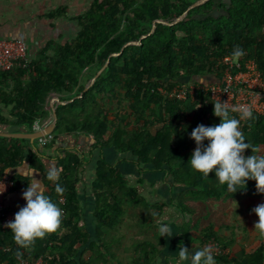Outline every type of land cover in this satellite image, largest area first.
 <instances>
[{
  "label": "trees",
  "instance_id": "obj_1",
  "mask_svg": "<svg viewBox=\"0 0 264 264\" xmlns=\"http://www.w3.org/2000/svg\"><path fill=\"white\" fill-rule=\"evenodd\" d=\"M195 1L92 0L86 10L70 17L77 25L72 39L50 40L27 66L0 73V104L11 107L12 117L4 118L0 109V123L31 132L34 121L51 116L45 103L54 93L60 101H73L56 107L52 144L61 136L83 133L93 137L90 155H95V150L99 154L93 163L92 183L97 226L95 241L89 242L90 234L79 226L82 210L77 191L80 169L87 160L65 149L55 158L59 179L50 181L42 163L46 156L35 146L27 139L0 137V177L27 161L43 175L46 194L63 209L61 227L26 248L15 242L9 229L0 226V264H17L20 256H43L49 264H113L110 241L101 239L105 231L117 229L129 207L149 212L136 215V222L143 219L141 225H152L160 217L164 205L151 203L139 194L120 167L105 156L110 151L122 154L123 161L127 160L125 155L133 157L130 162L137 167L146 164L153 171L170 175L176 185L184 187L182 198L177 200L182 212L194 214L192 204L208 207L210 202L215 206L240 198L264 197V193L257 192L253 180L234 193L219 184L214 172L205 177L190 167L188 161L196 145L189 133L199 124H219L220 118L214 115L213 103L205 102L203 92H198L199 101L194 103L172 100L159 91L161 88L170 92L176 85L188 82L215 81L220 60L232 56L235 46L244 49L242 59L255 61L264 79V0H208L173 26L157 24L140 45L127 46L118 56L111 57L93 85L84 91L86 83L111 54L149 33L155 20L172 21ZM67 11L68 7L61 5L45 16L56 20L66 17ZM114 101L118 107L110 118ZM120 101L127 104L124 114L119 113ZM240 128L250 144L245 155L256 149L264 154V117L254 116L241 122ZM12 179L13 189L27 187V179L16 174ZM57 184L63 189L60 193L55 191ZM185 197L191 200L189 205ZM60 198H64L63 203ZM201 233L203 244L212 240L228 247L235 242L234 235L220 236L211 225ZM181 237L189 240L191 236L184 232ZM87 242L90 258L75 260L78 247ZM160 243V239L155 243L140 240L134 246L137 256L132 263L154 264ZM263 244L216 260L219 264H263Z\"/></svg>",
  "mask_w": 264,
  "mask_h": 264
},
{
  "label": "crops",
  "instance_id": "obj_2",
  "mask_svg": "<svg viewBox=\"0 0 264 264\" xmlns=\"http://www.w3.org/2000/svg\"><path fill=\"white\" fill-rule=\"evenodd\" d=\"M41 1L42 0H0V38H18L25 40L29 46L30 54L33 59L45 43L50 40L62 39V36L56 28H54L53 31V21L58 19L53 20L45 16L47 12H50L52 9L61 5L57 7L52 6L49 10H47L44 8V5L48 4ZM63 5L68 7V3ZM55 96L58 95L51 93V95L47 98V100L49 99V105L47 107L45 106L51 113V116L45 119V121L49 124L52 121V109L50 107V102ZM0 109L4 118L12 120V117L9 114L11 109L10 106L5 107L0 104ZM18 132H22L18 127L0 123V133ZM35 142V148L40 151L43 156H46L43 158L42 163H44L47 171L54 168L56 165V156L59 153H63L65 149L78 153L79 155H82L85 160H87L86 163H83L84 165L80 169V180L77 184L79 204L82 210V217L79 221V226L90 234L91 238L89 242L95 241V229L97 224L94 217L95 198L92 191V183L95 179V166L93 163H95L99 154L97 153L96 158H94V154L92 156L90 155L89 150L91 144L93 143V137L83 133L61 136L55 144L50 143L44 148H38ZM110 153L109 156H111V158L123 157L122 154L118 156L119 153L115 151H112V154ZM112 155L114 156L112 157ZM105 156L108 157V153H106ZM127 157L128 156H126L127 160L122 161L121 165H119L120 162L116 164H118L129 183L133 185L137 189L138 193L141 194L147 201L151 203H160L164 206L160 217L157 218L152 225H140L139 227H135V224L132 226L130 221L133 218L134 222H136V214H139V212H134L133 207H130L126 213L127 216H129V223L124 222L115 230L105 231L101 239L103 241H110L108 243V248L114 255L111 262L113 264H117V261L122 262L123 264H133L132 260L137 256L134 246L142 239L150 240V242L153 241V243L157 242L159 239L162 240L159 252L154 258V264H174L181 241H183L184 245L190 250L193 249L194 245L197 247L204 246L200 241L201 238H199V236L192 230L193 228L190 222L191 215L193 214H189L190 217L187 218V212H182L175 202L177 201L175 199L178 195H181V192L184 191V187L176 185L170 175L153 171L150 165L144 164L137 167L132 164L133 162H130L132 160ZM7 173L11 177H13L14 174L19 175L27 179L28 183H30L32 178L42 181L43 183V175L34 168H31L27 161L22 162L14 169H10ZM23 191L24 189L21 188L12 189L5 198V206L17 212L20 207H23L26 204V201L22 199ZM161 220H165V222L170 224L172 237L159 238L157 226ZM187 222L188 229L186 232H189L191 236L189 240H185L181 237V235L184 234L182 233V229H184L183 225L187 224ZM89 242H87L84 246L78 247L79 251L75 256V260H78L80 257L86 260L90 258L91 252L87 250ZM244 243L245 241L242 242L235 238V242L226 247L228 253L225 256L234 257L241 251V249H244L247 252L252 251L247 250L245 246H243ZM260 243H264V240ZM72 264L75 263L73 262ZM216 264H219L217 260Z\"/></svg>",
  "mask_w": 264,
  "mask_h": 264
},
{
  "label": "clouds",
  "instance_id": "obj_3",
  "mask_svg": "<svg viewBox=\"0 0 264 264\" xmlns=\"http://www.w3.org/2000/svg\"><path fill=\"white\" fill-rule=\"evenodd\" d=\"M231 55L234 59H239L245 52L241 47L235 46ZM213 105L214 115L220 118V123L211 126L199 124L189 133V138L195 142L196 147L188 164L205 177L214 172L219 184L226 185L234 193L244 189L248 180L256 182L258 193H264V154H260L259 149H256L251 155H245V150L250 149V144L246 142L240 128L241 121L254 119L252 108L240 105L230 109L227 103L222 101H216ZM231 112H237L238 117L231 115ZM47 179L57 181L58 170L51 168ZM55 191L60 193L63 189L57 184ZM22 199L26 204L19 208L14 219L4 227L11 231L13 239L20 247L26 248L61 227L63 209L46 194L42 181L33 178L22 192ZM251 212L258 217L252 231L264 238V203L252 208ZM157 230L159 238L172 237L171 226L165 220L158 223ZM174 264H216V260L210 246L194 245L190 250L181 241Z\"/></svg>",
  "mask_w": 264,
  "mask_h": 264
},
{
  "label": "built area",
  "instance_id": "obj_4",
  "mask_svg": "<svg viewBox=\"0 0 264 264\" xmlns=\"http://www.w3.org/2000/svg\"><path fill=\"white\" fill-rule=\"evenodd\" d=\"M32 61L29 46L23 39L0 38V73L12 71L16 67H25ZM220 73L216 80L210 83L188 82L178 84L170 92L163 89L159 91L167 95L172 100H190L198 102V92H203L205 102H226L230 109L247 105L252 108L256 117H264V79L254 60L242 58L234 59L232 56L223 57L220 62ZM238 117L237 112H231ZM246 121V120H245ZM244 122V121H241ZM49 123L42 119H37L32 124V131H42ZM53 133L46 134L36 140L38 148H44L52 143ZM14 181L6 172L0 177V226L8 229L4 225L14 219L15 210L5 206V198L13 189ZM64 202V198H60ZM210 246L214 252V258L225 256L228 253L226 247L217 241L208 240L203 244ZM17 264H49L43 257L37 258L18 257Z\"/></svg>",
  "mask_w": 264,
  "mask_h": 264
},
{
  "label": "rangeland",
  "instance_id": "obj_5",
  "mask_svg": "<svg viewBox=\"0 0 264 264\" xmlns=\"http://www.w3.org/2000/svg\"><path fill=\"white\" fill-rule=\"evenodd\" d=\"M41 2L48 4V5H44L45 6L44 8H46L47 10H49L52 6L57 7L59 5L68 3V11H67L68 17L67 16L66 18L60 17L58 18V20L53 21L54 23L53 31H54V28L58 30V32L62 36V39H60V41H69L70 39H72V37L77 32V25L74 21L70 19V17L86 10L89 7L90 2H92V0H42ZM48 105H49V99L46 100V103H45L46 107ZM117 107H118V102L114 101L112 105L110 106V108L113 109V111L110 113V118L114 117L115 108ZM119 107H120L119 113L124 114V112L126 111L125 109H127V104L124 101H120ZM131 127L132 125L128 126L129 129ZM94 152H95L94 158H96L97 151L95 150ZM110 152H108V157H107L109 161L112 164H116L120 162L119 165H121L123 161L121 159L122 157L114 158L113 157L114 155H112L113 158H111V156H109V153L112 154V151ZM119 155L120 154H118V156ZM127 158L131 160L134 159L133 157L131 158V156H128ZM179 197H181V195H178V197L175 200H178ZM184 201L188 205L191 202V200L189 201L187 197L184 198ZM175 202L177 203V201ZM261 203H264V197L240 198L237 202H234V203L226 202V203H221L215 206L213 202H210V204H208V207H206L202 203L196 204L195 206L192 204L190 205V206H193L191 207V209H194V214L191 215V222H190L193 228L192 230L199 236V238H202L201 232L203 231V229H207L211 225L214 231H216L218 235L220 236H231V235L233 236L234 235L233 236L234 238L239 239L242 242L245 241L243 246H245L247 250H253L258 246V244L262 240H264V238L259 237L254 231H252L254 229V223L258 220V217L254 213L251 212V209ZM129 208L127 209V212ZM133 211L136 213L139 212V214L144 215V216L149 213L140 208L139 209L133 208ZM150 213H153V210L150 211ZM128 217L129 216L125 214L122 224L124 222L129 223ZM186 217L187 218L190 217L189 213H186ZM137 220L138 219L136 217V221ZM130 223H132V226L136 224L135 227L136 226L139 227L141 224L144 223V221L141 218L139 222H134L132 218ZM183 227L184 229H182V233L187 231L188 222L187 224H184Z\"/></svg>",
  "mask_w": 264,
  "mask_h": 264
},
{
  "label": "water",
  "instance_id": "obj_6",
  "mask_svg": "<svg viewBox=\"0 0 264 264\" xmlns=\"http://www.w3.org/2000/svg\"><path fill=\"white\" fill-rule=\"evenodd\" d=\"M206 1H208V0H196L194 3H191V5L180 16H178L176 19H174L172 21H167V20H163V19L155 20L154 23L152 24V27H151V30L149 31V33H147L145 35H142L138 41H129V42L125 43L123 45V47L121 48L120 52L111 54L109 59L106 61V63L97 71V73L90 79V81L86 83L87 85L85 86L84 91H87L93 85V82H95V80L98 78V76L106 68V66L109 63V60H110L111 57L118 56L123 51V49L125 47H127V46L140 45V41L142 39L146 38L148 35L152 34L155 31L157 24L173 26V25L179 23L180 21H182L186 17L187 13L191 9H193V8H195L197 6H200L202 3H205ZM71 101H73V99L70 100V101H60L58 96H55V97H53V99H51L50 107L52 109V121L42 131H38V132H18V133H0V136L1 137L27 139L30 142V144L34 146V142L38 138H40V137H42V136H44L46 134L53 133V131H54L55 127H56V123H57L56 107L58 105H65V104H67V103H69Z\"/></svg>",
  "mask_w": 264,
  "mask_h": 264
}]
</instances>
